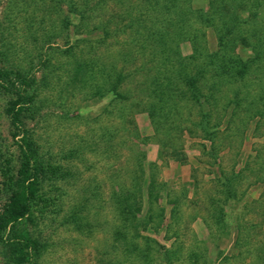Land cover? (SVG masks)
<instances>
[{"label": "rangeland", "instance_id": "obj_1", "mask_svg": "<svg viewBox=\"0 0 264 264\" xmlns=\"http://www.w3.org/2000/svg\"><path fill=\"white\" fill-rule=\"evenodd\" d=\"M55 1L0 0L5 64L47 79L27 120L54 170L26 221L41 244L36 264H264V30L258 67L243 82L229 79L212 90L214 69L206 66L205 124L200 106L180 94L184 84L164 79L175 76L170 67L193 72L209 64L207 54L218 50L214 31L191 13L210 11V0H178L177 13L191 10L186 31L182 39L167 40L164 52L154 50L146 34L153 25L175 32L177 14L162 6L151 8L148 0ZM68 1L78 10L91 7V19L79 26ZM234 12L241 22L248 17L246 9ZM249 19L243 30H250ZM257 20L264 26V16ZM71 48L72 56L65 52ZM250 49L238 44L233 53L246 59ZM83 59L95 63L92 81L72 88L71 69ZM121 68L128 73L123 91L130 98H96L93 83L102 70ZM155 78L166 94L143 91ZM4 101L0 95V204L7 191L4 160L14 166L17 156ZM139 161L143 180L135 181ZM123 188L137 190L140 209L125 229L115 205ZM6 255L0 243V264Z\"/></svg>", "mask_w": 264, "mask_h": 264}, {"label": "trees", "instance_id": "obj_2", "mask_svg": "<svg viewBox=\"0 0 264 264\" xmlns=\"http://www.w3.org/2000/svg\"><path fill=\"white\" fill-rule=\"evenodd\" d=\"M55 2L58 3V0ZM156 3H158V0H148L147 5L151 8L155 5L162 6V8L177 14L175 21L177 27L175 32H170L168 30L162 32L160 28L154 27V25L153 27L146 28L148 40H154V50L158 47L161 48V52H164L163 46H168V43L166 45L167 40H172V37L183 38L186 31L184 19L191 10L178 11L177 13L178 0H165L166 5L165 3L161 5ZM208 3L211 8L210 11L195 9L191 13H193V16L202 25L214 31L218 50L207 54L209 64H202L193 72H186L181 67L179 69L170 67L171 73L174 71L175 76L166 77L164 79L165 82H170L173 77L174 80H180L181 83L184 84L185 89L183 93L180 92V94L196 102L198 106H200L202 113L201 118L204 120L205 124H207V120L210 116L209 111H205V104L201 103L202 96L205 97L201 92V88L204 72L207 68L206 66L211 65L214 69L215 81L212 84V90L217 89V87H220L229 79L236 82H243L245 76L258 67L256 63L259 62L261 58L259 46L263 40L262 36H260V31L264 30V26L257 20L260 15L264 16V0H210ZM66 5L68 11L74 15L73 18L81 22L79 26H82L88 18L91 19V17H89V13L93 11L91 7L87 8L85 5L78 10L76 5L74 7L71 1H68ZM234 9H246L248 17L242 22L239 21V16L234 12ZM249 18L252 20L251 28L249 31L243 30L241 25L249 22ZM65 22L66 25L71 24L68 20ZM106 29V26L102 28L104 36L108 34ZM245 34L252 37L256 43H249ZM44 38L48 40L49 37L45 35ZM238 44L246 48H251L249 50V55L251 56L242 59L240 55H235L233 53L234 48ZM71 50L72 48L65 50V52L71 54ZM72 55L73 54H71V56ZM6 58L7 55L0 49V95L3 96L5 100L3 113L8 122L9 136L16 146L17 156L14 166H11L10 160L7 159L4 160L5 163L3 165L4 170L2 174L6 179L4 185L7 191L0 204V243L5 246L7 251L5 264H36L40 255L41 244L38 239L31 235L26 226V221L29 219L33 207L39 201L43 200L41 194L43 183L46 179H51L54 170L39 152V147L27 128V120L33 105L36 103L39 87L41 84L45 83L47 79L45 75L38 79L37 75L30 72V70L24 71L20 67L6 65ZM42 66L46 68L47 64L43 63ZM94 66L95 63L91 60H77L68 78L70 81L69 86L72 88H81L86 85V82H89V79L92 81L93 74H91V69H93ZM127 78L128 73L124 71V68L119 70L114 69L109 72L103 69L100 81H98V83H93L96 86L94 96L100 99L103 98V96L111 94L116 101L122 102L128 100L130 96L123 91ZM167 84V87H171L172 85L169 83ZM174 84L175 83H173V85ZM161 85V83H158V79L155 78L151 82L142 85V87L145 93L148 92L147 94L150 95L152 92L157 97V95L160 93L163 94L165 91ZM235 98H237V94H235ZM206 99L205 97V103L207 101ZM204 131L209 135L208 129L204 128ZM138 167L140 175H136L135 181H142L144 171L141 161L138 162ZM149 173L150 183L148 189L150 188L149 191L151 192L153 190L155 178L151 169ZM139 181L135 183L138 184V186L140 184ZM137 189L139 192L137 190L129 192L123 188L121 189L123 191L122 195L116 194L117 203H115V205L120 214L124 229L127 228V223H130V220L133 218L135 219L136 214L140 212L138 206L135 207L136 191L139 195L141 192L140 186ZM227 189L230 193V187H227ZM76 210L77 213L75 212V214H79L78 212L80 210ZM79 222H81V220H79ZM119 235L120 232H116V237H118V239ZM165 253L167 255L166 258L170 260V251H165Z\"/></svg>", "mask_w": 264, "mask_h": 264}]
</instances>
